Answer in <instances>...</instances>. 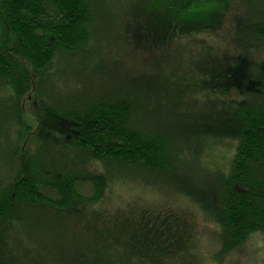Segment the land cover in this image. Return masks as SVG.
Instances as JSON below:
<instances>
[{
    "label": "trees",
    "instance_id": "obj_1",
    "mask_svg": "<svg viewBox=\"0 0 264 264\" xmlns=\"http://www.w3.org/2000/svg\"><path fill=\"white\" fill-rule=\"evenodd\" d=\"M118 2L0 0V264L189 252L182 216L120 207L115 184L185 197L214 225V261L264 240V0L236 6L232 54L202 40L194 59L189 40L217 31L235 3L151 0L109 17ZM225 139V171L191 158L190 145Z\"/></svg>",
    "mask_w": 264,
    "mask_h": 264
},
{
    "label": "rangeland",
    "instance_id": "obj_2",
    "mask_svg": "<svg viewBox=\"0 0 264 264\" xmlns=\"http://www.w3.org/2000/svg\"><path fill=\"white\" fill-rule=\"evenodd\" d=\"M143 2H151V0H119L118 3L108 8V16H135L137 14L135 11L136 6L139 3L143 5ZM231 2L235 3V7L228 11L229 17L221 21V26L217 29L218 32L213 31L207 34H199V36L196 35L195 38L189 40V46L197 47L198 50L193 55V59L202 52L199 44V41L201 42L202 40L208 42V49L211 47L212 49L210 50L214 55L221 56L223 51L230 54L233 53V47L235 45L232 41L233 31L230 26V21L236 14V6L240 5L241 0H231ZM141 4L139 5L141 6ZM190 58L192 60V57ZM197 98L198 101L202 100V97L199 95ZM193 145L189 146V150L191 153L193 152L190 155L191 158H196L197 155L199 167L202 166L211 170L225 171L229 161H231L230 158L235 147V141L225 139L219 140L218 142H209L202 145L201 148ZM186 154L188 155V153ZM111 193L116 200L117 198L121 200L117 202L118 206L120 204V207H123V204L127 201L141 200L151 205L168 207L180 217H183L184 223L182 230L188 233L191 239L189 245L186 241L185 246V248L187 245L188 247L190 246L189 252H179L176 260L173 258H165V261L161 260L162 264H264V240L261 236H255L249 239L238 250L225 255L220 261H214L212 256L218 249V239L215 237L216 231L214 225L205 221L199 210L185 197L174 196L168 191L161 189L130 187L126 185L120 186L117 184L112 186Z\"/></svg>",
    "mask_w": 264,
    "mask_h": 264
}]
</instances>
